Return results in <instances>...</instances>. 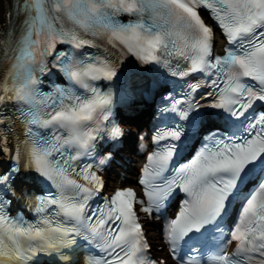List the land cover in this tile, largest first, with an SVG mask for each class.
<instances>
[{
	"label": "snow or ice",
	"instance_id": "obj_1",
	"mask_svg": "<svg viewBox=\"0 0 264 264\" xmlns=\"http://www.w3.org/2000/svg\"><path fill=\"white\" fill-rule=\"evenodd\" d=\"M11 7L7 15L23 19L0 35V61H11L0 77V104H24L27 127L12 157L16 166L0 171V264H37L39 254L78 240L88 246L83 264H168L149 255L145 222L153 218L163 221L173 264H264V112L249 119L257 103L264 105V0H11ZM206 16L227 42L222 54ZM97 40L172 76H206L213 89L206 95L214 98L208 107L232 125L222 130L200 120L186 158L201 105L185 108L173 97L171 111L180 106L182 123L155 130V150L140 169L143 198L133 188L102 194L96 169L115 156L97 149L105 140L118 143L125 130L112 122L111 92L92 83L123 70L110 54L85 51H102ZM37 72H55L61 83L40 91ZM94 153L101 156L96 164L81 165ZM21 162L50 185L37 199L34 221L11 215L8 197L16 198Z\"/></svg>",
	"mask_w": 264,
	"mask_h": 264
},
{
	"label": "bare ground",
	"instance_id": "obj_2",
	"mask_svg": "<svg viewBox=\"0 0 264 264\" xmlns=\"http://www.w3.org/2000/svg\"><path fill=\"white\" fill-rule=\"evenodd\" d=\"M9 0H0V22L3 19L4 11L6 10V6L8 4Z\"/></svg>",
	"mask_w": 264,
	"mask_h": 264
}]
</instances>
